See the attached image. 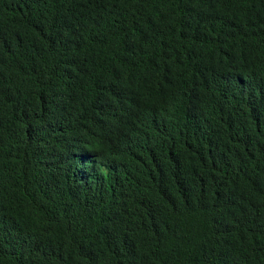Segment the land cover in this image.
<instances>
[{"label": "trees", "instance_id": "obj_1", "mask_svg": "<svg viewBox=\"0 0 264 264\" xmlns=\"http://www.w3.org/2000/svg\"><path fill=\"white\" fill-rule=\"evenodd\" d=\"M0 264H264V0H0Z\"/></svg>", "mask_w": 264, "mask_h": 264}]
</instances>
